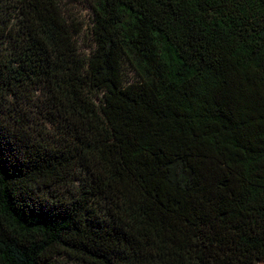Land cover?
<instances>
[{
  "label": "trees",
  "instance_id": "trees-1",
  "mask_svg": "<svg viewBox=\"0 0 264 264\" xmlns=\"http://www.w3.org/2000/svg\"><path fill=\"white\" fill-rule=\"evenodd\" d=\"M81 1L0 0V264H264V0Z\"/></svg>",
  "mask_w": 264,
  "mask_h": 264
},
{
  "label": "rangeland",
  "instance_id": "rangeland-1",
  "mask_svg": "<svg viewBox=\"0 0 264 264\" xmlns=\"http://www.w3.org/2000/svg\"><path fill=\"white\" fill-rule=\"evenodd\" d=\"M62 3L64 5L66 14L70 17L75 19L78 22H82L84 24L89 23L90 19V11L87 5L84 3V1L81 0H62ZM86 28V26H85ZM87 31H85L86 33ZM88 44L89 41L83 37L81 40V44ZM60 264H75L70 260H67L65 258L60 260Z\"/></svg>",
  "mask_w": 264,
  "mask_h": 264
}]
</instances>
